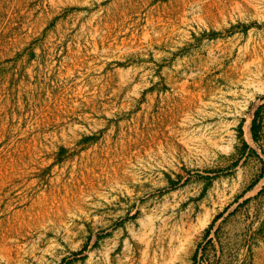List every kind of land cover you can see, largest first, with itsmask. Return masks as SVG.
I'll return each instance as SVG.
<instances>
[{"label":"rangeland","instance_id":"obj_1","mask_svg":"<svg viewBox=\"0 0 264 264\" xmlns=\"http://www.w3.org/2000/svg\"><path fill=\"white\" fill-rule=\"evenodd\" d=\"M0 264H264V0H0Z\"/></svg>","mask_w":264,"mask_h":264},{"label":"trees","instance_id":"obj_2","mask_svg":"<svg viewBox=\"0 0 264 264\" xmlns=\"http://www.w3.org/2000/svg\"><path fill=\"white\" fill-rule=\"evenodd\" d=\"M246 147H248V144H245Z\"/></svg>","mask_w":264,"mask_h":264}]
</instances>
